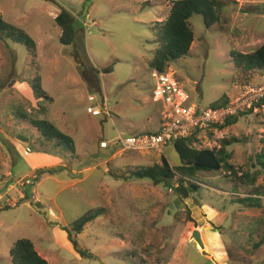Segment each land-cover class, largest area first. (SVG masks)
I'll return each instance as SVG.
<instances>
[{"label":"rangeland","instance_id":"1","mask_svg":"<svg viewBox=\"0 0 264 264\" xmlns=\"http://www.w3.org/2000/svg\"><path fill=\"white\" fill-rule=\"evenodd\" d=\"M170 1L0 0L3 19L36 43L33 55L22 44L0 39V264H13L10 249L19 238L30 239L49 264H264V244L253 247L264 231V208L236 203L253 188L234 174L254 171L264 109L238 116L221 130L198 132L193 146L224 147L233 172L200 173L194 179L201 188L186 199L130 174L161 155L178 165L172 142L162 152L146 153L100 146L160 125L162 103L153 100L156 82L149 68L157 48L150 27L166 19ZM217 1L219 22L207 27L194 13L190 51L166 70L190 102L205 109L264 76L245 77L230 57L264 43V0ZM62 10L74 17L71 45L60 42L55 23ZM90 67L99 71V89L85 77ZM38 76L51 100L36 96ZM90 95L101 107L105 100L103 114L87 113ZM41 119L69 135L73 151L60 139L46 141L32 123ZM255 187H264L262 176ZM96 210L79 233L72 229ZM195 229L204 253L192 238Z\"/></svg>","mask_w":264,"mask_h":264},{"label":"trees","instance_id":"2","mask_svg":"<svg viewBox=\"0 0 264 264\" xmlns=\"http://www.w3.org/2000/svg\"><path fill=\"white\" fill-rule=\"evenodd\" d=\"M169 13L166 19L156 21L158 27L154 28V24L150 27L154 34L153 41L157 48L154 50V55L149 63L150 70L164 72L167 70L169 63L180 57L186 56L194 41V31L190 23L191 16L201 14L207 27L219 22L218 8L220 7L217 0H171L169 5ZM220 9V8H219ZM56 25L61 29L60 42L64 45H71L76 38V30L74 27V17L66 10L60 11L55 17ZM0 39H11L14 43L24 45L28 51L35 50V41L23 30L7 23L0 14ZM34 55V52H33ZM230 57L234 66L238 68L244 75L264 72V43L250 53L231 52ZM85 77L93 88L99 89V71L90 67L88 71L84 70ZM33 90L36 96L46 100H51V97L41 87L40 76L34 79ZM229 101V98L223 97L216 105H222ZM254 107L238 115L228 118L224 123L207 127L206 129H223L237 122L238 116L251 114ZM33 125L38 129L46 141L51 139H60L65 144L70 146L73 151V139L62 133L57 126L52 122L41 119L32 120ZM204 129V130H206ZM157 131V130H155ZM197 130L192 135L182 137L172 142L180 163L171 165L168 159L160 156L159 162L152 166L139 168L136 171L130 172L135 179H148L154 184H163L165 188H172L174 194L179 199H186L191 194L197 193L201 188L199 183L195 181L200 173L213 172L222 169H227L233 172V167L228 163L231 156L224 147L215 148H196L193 144L198 141ZM150 133V132H147ZM262 147L254 155L252 167L253 172H245L242 175L234 173L237 179L246 183L248 187L253 188L252 193L244 197H237L236 203L247 208H264V187L258 189L255 187V181L259 176L264 179V136L260 139ZM224 144H231L230 141H223ZM29 149V148H28ZM177 182L174 186L173 182ZM174 186V187H173ZM237 191V187L233 188ZM100 213V211H89L87 214L80 217L74 224V231L79 233L82 228ZM264 224V216H263ZM76 245V242H74ZM264 244V231L258 241L253 244L254 248H259ZM10 256L13 264H49L35 249L33 242L28 238L17 239L10 249Z\"/></svg>","mask_w":264,"mask_h":264},{"label":"built area","instance_id":"3","mask_svg":"<svg viewBox=\"0 0 264 264\" xmlns=\"http://www.w3.org/2000/svg\"><path fill=\"white\" fill-rule=\"evenodd\" d=\"M152 75L156 82L153 100L162 103L158 130L129 136L118 135L114 142L101 141V147L110 146L119 152H162L161 147L169 142L190 136L197 130L222 124L228 118L252 109L255 104H259V107L254 110L264 109V76L256 84L243 85L239 93L230 97L227 103L205 109L190 102V96L171 73L153 70ZM95 100L93 95L88 97L90 105L86 111L92 116L103 114L105 109L104 99L102 107L94 104Z\"/></svg>","mask_w":264,"mask_h":264},{"label":"water","instance_id":"4","mask_svg":"<svg viewBox=\"0 0 264 264\" xmlns=\"http://www.w3.org/2000/svg\"><path fill=\"white\" fill-rule=\"evenodd\" d=\"M192 238L194 239V242L197 244L198 247H200L201 249H203L202 253L206 252L204 250V242L202 240V237H201V233L195 229L193 232H192Z\"/></svg>","mask_w":264,"mask_h":264},{"label":"crops","instance_id":"5","mask_svg":"<svg viewBox=\"0 0 264 264\" xmlns=\"http://www.w3.org/2000/svg\"><path fill=\"white\" fill-rule=\"evenodd\" d=\"M252 2H254V1H252ZM223 105V104H222ZM218 106V105H217ZM159 127H160V125H159ZM158 127V128H159ZM158 128L156 129V130H158ZM8 187V186H7ZM7 190H10V191H12V190H14V188L12 187V186H9L8 187V189ZM0 196H2V195H0ZM42 256V255H41ZM42 257H44V256H42ZM45 258V257H44Z\"/></svg>","mask_w":264,"mask_h":264}]
</instances>
